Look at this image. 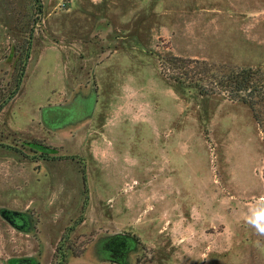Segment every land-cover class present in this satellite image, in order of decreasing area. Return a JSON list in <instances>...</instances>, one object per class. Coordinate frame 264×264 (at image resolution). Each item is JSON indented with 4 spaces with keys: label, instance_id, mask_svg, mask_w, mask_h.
I'll use <instances>...</instances> for the list:
<instances>
[{
    "label": "rangeland",
    "instance_id": "374dc122",
    "mask_svg": "<svg viewBox=\"0 0 264 264\" xmlns=\"http://www.w3.org/2000/svg\"><path fill=\"white\" fill-rule=\"evenodd\" d=\"M242 68L264 73V0H0V211L29 221L0 213V264H117L97 243L121 233L127 264H264V125L223 82ZM93 89L86 119L41 123Z\"/></svg>",
    "mask_w": 264,
    "mask_h": 264
},
{
    "label": "water",
    "instance_id": "95a60500",
    "mask_svg": "<svg viewBox=\"0 0 264 264\" xmlns=\"http://www.w3.org/2000/svg\"><path fill=\"white\" fill-rule=\"evenodd\" d=\"M95 103V89L91 90L87 96L77 94L67 103L42 106L40 108V121L48 129L54 130L62 128L68 124H74L89 117L93 113ZM0 213L5 219L9 220L10 223L18 226H21L24 223L22 220L23 218L21 217L23 214L18 211L2 209ZM107 241H110V248H114L115 250L119 249V251L122 252V256H126L128 252L136 246L137 239L133 235L121 233L113 235ZM104 252L105 251H103V253ZM105 257L106 260L115 261L113 257H109L108 255ZM105 257L103 258L105 259ZM29 260L30 259H21L20 261H23V264H29Z\"/></svg>",
    "mask_w": 264,
    "mask_h": 264
},
{
    "label": "trees",
    "instance_id": "16d2710c",
    "mask_svg": "<svg viewBox=\"0 0 264 264\" xmlns=\"http://www.w3.org/2000/svg\"><path fill=\"white\" fill-rule=\"evenodd\" d=\"M180 60H182L181 57L170 56L165 59V63L172 64L174 66L175 63ZM162 61L163 60L161 59V64L163 65ZM194 62L197 63L196 60H194ZM202 63L206 64L205 61H203ZM224 78L225 80L223 82H225L226 86L229 87L228 91L230 93V97L232 99H236L249 104L254 112L256 120L264 125L263 71L253 68H242L237 70L232 69L226 76H224ZM16 86H18V84ZM15 92L16 90L11 93V97ZM4 102L5 101L0 102V109L2 108ZM258 106L260 108H258Z\"/></svg>",
    "mask_w": 264,
    "mask_h": 264
},
{
    "label": "flooded vegetation",
    "instance_id": "af4514ba",
    "mask_svg": "<svg viewBox=\"0 0 264 264\" xmlns=\"http://www.w3.org/2000/svg\"><path fill=\"white\" fill-rule=\"evenodd\" d=\"M21 217L23 218L22 220L24 222L21 226H18V225L13 224V223H12V225H14L15 227H18L21 230H26V229L29 228V221H28L26 215L23 214ZM7 221H9V220H7ZM112 236L113 235L99 239V241L97 243L98 254H100V256L102 255V257H105L106 255H108L109 257H113L115 259V261L110 258L112 260L111 262H114V263H117V264H127L128 261H129V255L131 253H133L134 251H136L137 242H136V246L132 250H130L126 256H122V252H120L119 249L115 250L114 248L113 249L110 248V244H109L110 241H107V240H109V238L112 237ZM105 248H106V250H105ZM103 251H105V252L103 253ZM102 259H104V258H102ZM105 260H106V257H105ZM106 261H108V260H106ZM30 263H32V259L29 260V264ZM13 264H23V261L17 260Z\"/></svg>",
    "mask_w": 264,
    "mask_h": 264
},
{
    "label": "clouds",
    "instance_id": "9594fccd",
    "mask_svg": "<svg viewBox=\"0 0 264 264\" xmlns=\"http://www.w3.org/2000/svg\"><path fill=\"white\" fill-rule=\"evenodd\" d=\"M258 215L260 216H264V210H262L260 213H258ZM254 224H256V221H252ZM258 230L261 231V232H264V225H259L258 226Z\"/></svg>",
    "mask_w": 264,
    "mask_h": 264
}]
</instances>
